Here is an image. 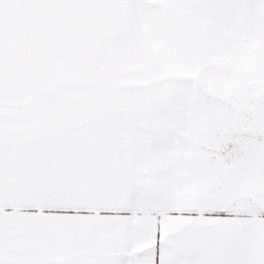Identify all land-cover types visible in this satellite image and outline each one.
I'll use <instances>...</instances> for the list:
<instances>
[{
    "label": "snow or ice",
    "instance_id": "6c2138e0",
    "mask_svg": "<svg viewBox=\"0 0 264 264\" xmlns=\"http://www.w3.org/2000/svg\"><path fill=\"white\" fill-rule=\"evenodd\" d=\"M0 264H264V0H0Z\"/></svg>",
    "mask_w": 264,
    "mask_h": 264
}]
</instances>
